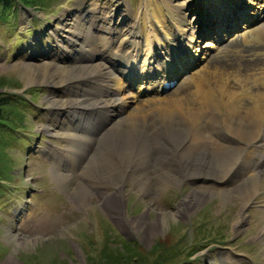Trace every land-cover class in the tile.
<instances>
[{"label":"rangeland","instance_id":"374dc122","mask_svg":"<svg viewBox=\"0 0 264 264\" xmlns=\"http://www.w3.org/2000/svg\"><path fill=\"white\" fill-rule=\"evenodd\" d=\"M110 1L34 0L33 6H26L23 0H10L8 6L0 4V98H8L18 108V113L8 117L13 124L3 122L0 129V142L6 144L0 146V264H264V236H259L264 231V155H261L264 141H260L264 140V120L256 126V131L259 128L263 131L254 139V131L236 132L240 122L244 126L248 121L241 102L249 90L253 88V92L264 98V88L258 85L259 79H264V0H233L226 6L214 0L211 2L215 4L208 0H158L163 12L161 21L171 32L168 27L154 31L158 39L154 36V43L150 41L154 48L152 61L145 64L144 71L142 57L132 66L136 76H156L159 68L155 69V65L162 69L168 60L164 53L156 57L159 40L161 43V39H167V43L171 35L185 31L186 39L179 42L177 49L172 47V51H180L190 42L194 46L179 56L188 57L192 53L195 56L189 58L185 70L166 68L162 73H169V79L163 83L170 82V77L179 76L174 83L185 77L193 98L197 84L192 79L200 76L199 80L206 81L205 74L213 71L212 81L221 85L227 95H224L226 104H232V108L228 105L218 108L231 122H218L215 130L226 135L217 141L207 138L198 144V154L191 157L196 163L200 162L199 154H207L211 164L203 162L199 167L205 165L208 171L204 173L196 167L189 171V178L181 175L179 181L163 177L153 191L143 192L133 178H109L105 177L106 173L98 176L99 183L92 181L98 173H105L104 164L93 165L89 171L95 173L90 172L85 180H88L87 192L75 194L59 176L62 170L57 163L43 151L55 154L67 148L66 134L75 132L59 125L68 119L58 109L65 108L59 106L64 101L80 99L81 95L70 92L74 86L48 84L42 73L46 64L62 66L77 57L64 42L78 43L76 33L108 37L117 28L127 31L126 23L135 26L134 32L120 35L117 43L122 37L129 41L137 38L142 45L147 37L152 40L151 18L141 13V0H113L114 15L105 18L104 26L99 20L93 24L89 14L108 17L111 12L105 10ZM204 1L209 3L205 8ZM116 5L126 12L123 24ZM220 10L224 14L221 26L214 23V14ZM69 12L77 13L69 20L72 28L63 27L60 21ZM198 15H202L203 22L196 30L203 34L193 36L190 29ZM247 22L252 25L245 26ZM258 28L263 31L256 34ZM148 31H152L150 36ZM234 37L238 44L224 48ZM57 44L62 46L61 53L55 52ZM84 49L87 52L89 47ZM41 53L44 56L36 58ZM96 55L90 64H104ZM208 55L210 59L217 58L216 65L208 63ZM77 61L82 63L78 57L73 62ZM26 64H34L41 70L28 68ZM116 68L117 72L111 70L110 76L118 82L116 74L125 77L127 67L116 64ZM119 69L125 70L122 75ZM255 79L257 82H252ZM112 80L108 83L114 86ZM137 87L132 82L131 87L124 85V91L113 96L125 101L126 113L148 100L169 101L174 95L171 92L174 87L170 91ZM239 90L246 94L235 99ZM50 101L57 106L53 107L54 112L48 109ZM41 123L48 132L39 128ZM213 129L209 134L212 135ZM221 157L224 162L219 163ZM233 164V173H227ZM99 184L109 186L110 190L98 187ZM112 190L113 195L108 196L107 191Z\"/></svg>","mask_w":264,"mask_h":264},{"label":"bare ground","instance_id":"6f19581e","mask_svg":"<svg viewBox=\"0 0 264 264\" xmlns=\"http://www.w3.org/2000/svg\"><path fill=\"white\" fill-rule=\"evenodd\" d=\"M141 1V13L150 15L151 18L152 24L150 22L149 26L151 27H149V29H152L153 32L148 31L147 34L150 36V32L153 33L151 35L152 40H149L147 37L145 44L142 45V42L138 41L137 38L136 41H129L124 40L126 37H122L119 40L120 43H117V39L120 35L127 34L129 36L130 33L134 32L133 29H135V26L128 23H126L127 31L118 30V28L113 31L115 37H113L114 34H111L108 37H96L91 34L83 36L76 33L74 36L80 40L78 43L65 41L64 44L71 48L70 52L77 56L79 61L82 63H79L78 61L73 62L77 59L76 57L73 61H68L66 64H63V67L59 65L55 67L49 66L51 64L43 66L46 68L43 69L44 71H42V73L45 74L46 82H48V84L53 83L62 85L63 87L74 86L70 92H72V94L81 95L80 99L70 98L69 100L64 101V105H59L65 108H63V110L58 109V111H62L61 115L65 112L64 118L68 119L66 123L60 122L59 125L64 127L66 131H75L66 134L65 141L67 143V148L59 150L55 154L49 150H43L54 162L57 163L55 164L53 162L59 167V170H62L58 172L60 174L59 176L63 181H66V183L70 185L71 192H74L75 194H80L79 192H87L85 188H87L88 180L86 182L85 180L88 178V175H90V172L95 173V170L89 171L93 165L104 164L105 173L100 172L95 178L91 177L93 178L92 181L99 183L101 180L98 176L106 173L107 175L105 177L109 178L117 176L133 178L139 184V190L143 192L153 191L156 183L158 184L159 181L162 183L163 177H166V180L169 179L176 181H179L181 175L189 178V171H192L196 167L199 170H204L203 172L205 173V170L208 171L205 165L209 163L211 164V158L205 153L199 154L200 156L197 159L200 160V162L195 163L193 160L196 159L191 158L198 154V144L204 143V141L207 138L210 139V137L217 141L216 139L218 137L220 138L226 135L220 132L218 133L215 130V126L218 125V122L224 120L223 123H225V121L228 122L230 120L228 115L224 116L221 113L222 111H219L221 108H224L223 105L227 106L228 104L225 102L226 98L224 95L226 94L222 91L221 85L214 84L215 81H212V77H210L212 76V73L215 74L213 71L205 74L206 81L199 80L200 76L197 78L198 80L195 77L192 79L194 82L196 81L197 84L196 92H193V98L195 99H193L189 94L190 90L187 89V79L184 81L185 77L178 81L176 86L173 88L171 92L174 95H172L173 97H171L169 101H164V99L148 100V102H145L144 105H136L129 113H126L125 110V101L120 98H113L115 93L117 94L120 91H124V85L126 87L132 86V82L134 81L136 74L133 71L134 68L132 67L131 62L136 60L138 61L142 57L143 67H141V69L144 71L145 64L148 61H152L150 58L154 55V48L153 44L150 45V41L153 43V39H155L154 36H156V40L158 39V35H156V32L154 33V31L168 27V31L171 32V28L164 21H161L163 13L160 8L161 1ZM208 1L209 3L215 4L214 2H217L218 4L226 6L228 4H232L233 0H214V2H211V0ZM115 3L111 0L110 5L106 7L107 10L105 11L107 13L111 12L108 17L97 16L96 18L94 12L89 14V16H92L94 19L93 24L96 20H99L104 26L106 24L105 18H111L114 15L111 10ZM209 3L204 1V8L207 7ZM148 7L150 12L148 11ZM116 9L117 14L122 16L121 19L123 18L121 23L123 24V21H126V18L124 19L126 12L123 10L121 11L118 5H116ZM236 11H238V6H236ZM199 12L200 10H198L197 13ZM222 12L223 10H220L216 11V14H214V23L216 25L221 26L223 23L224 14ZM242 12L243 10L240 9L238 16L241 17ZM123 13H125V15ZM76 15L77 13L74 14L69 12L66 18H62L63 20L61 19L60 21L63 27H67L69 25V27L72 28L73 26H70L71 23L69 20L72 19V17H76ZM202 22L201 17L198 16L190 29L191 35L195 33H197V35L203 34V31L199 32V30H196V26L202 25ZM74 23L76 26L77 22L75 21ZM251 25V22H247L245 26L248 27ZM262 31L263 29L258 28L255 32L256 34H259ZM177 32L178 34L176 36L171 35V38L169 39L170 41L167 43V39H163V41L161 39V43H159V40L158 44L160 50L156 54V57L158 58V56L163 53L168 55V59L171 61L173 58L180 60L184 57L182 60L177 62V65H172L170 68L181 69V67L178 66L180 63L183 65L184 69H186L185 61H187V59L185 56H179V54H184L188 47L194 45L190 42L185 43L180 51H172L173 48H178L179 42L186 39L184 30ZM159 37L161 38V36ZM237 44V37H234L229 40L227 44H224L223 47L232 48ZM85 46L89 47L87 52L84 49ZM61 48L62 46L57 44V51L55 52L61 53ZM195 51L196 54L200 56L199 51L196 49ZM96 53H98V56L101 57L102 62H104L105 65L102 63H97L95 65H92V63L90 64V62L93 61V57L97 56ZM204 53L205 52L202 54ZM43 56L44 53H41L38 54L36 58H41ZM194 56L195 53H192L188 56V58H192ZM214 58L215 57L210 59V56L208 55V63L213 64L217 60V58ZM116 64L127 65L126 75H124L125 77L115 73L117 78H119L118 82L117 80L113 81L110 76L111 70H115V72H117ZM242 65L246 66V64ZM31 66H34L35 69L40 72L41 69L38 68L41 67H37L34 64L28 65L27 67L30 68ZM84 70L90 72L85 73ZM23 71L24 70L21 72ZM207 74H209V77ZM37 75H39V73H37L36 76ZM163 77L164 79H167L168 75L161 73L160 75L155 76V80L150 77L147 79L148 81L146 80V84L144 86H156ZM124 78L125 80L122 81ZM128 79H131V81H127ZM110 80L114 82V86L108 83ZM252 82H257V79ZM215 85H217L218 88L215 87ZM258 85L264 88V79L260 78ZM252 89H250L249 94L245 96V100L241 102L247 110L248 121L244 126L240 122V126L237 127L236 132L243 129L254 131V139L257 133L260 134L263 131L261 128L256 131V126L260 120L262 123L264 120V98L261 94L257 95L253 92ZM256 89L258 90L259 87ZM245 94L246 92L243 93L239 90L238 93L235 94L234 98H239ZM231 105H228L229 107H227L232 108ZM55 106V102L50 101L48 109L53 110V107ZM220 106L221 108L218 110ZM201 108H203V111ZM51 112H54V110ZM178 116L179 118H177ZM212 127L214 129L211 135L208 131ZM39 128L44 132H48V128L42 123L39 125ZM260 141L263 142L264 140ZM150 142H154V146H150ZM54 156L60 161L53 158ZM221 161L224 162V158L221 157V159H219V163ZM203 162L205 165L199 167ZM177 165H180L179 169ZM233 168L235 169L234 164L228 169L227 173H233ZM100 186L106 190H110L109 186L99 184L98 187ZM107 192L110 193L107 194L108 196L113 195V190ZM188 203L189 202L187 201L186 204ZM259 236L263 237L264 231Z\"/></svg>","mask_w":264,"mask_h":264},{"label":"trees","instance_id":"16d2710c","mask_svg":"<svg viewBox=\"0 0 264 264\" xmlns=\"http://www.w3.org/2000/svg\"><path fill=\"white\" fill-rule=\"evenodd\" d=\"M23 4L26 6H33V2L34 0H23ZM0 4L3 6H8L10 4V0H0ZM17 106L12 103L11 101L8 100V98H0V129H2L3 127H1L3 125V122H5L6 124H13V122L8 118L9 116L14 115L15 113H18L17 111ZM6 114V115H4ZM17 115V114H16ZM0 146H5L6 144L2 142H0Z\"/></svg>","mask_w":264,"mask_h":264}]
</instances>
